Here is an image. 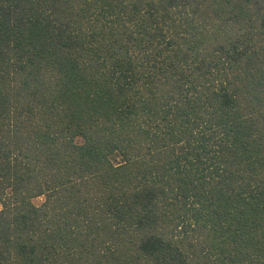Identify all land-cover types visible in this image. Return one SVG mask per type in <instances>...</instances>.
<instances>
[{
	"label": "trees",
	"instance_id": "obj_1",
	"mask_svg": "<svg viewBox=\"0 0 264 264\" xmlns=\"http://www.w3.org/2000/svg\"><path fill=\"white\" fill-rule=\"evenodd\" d=\"M0 264H264V0H0Z\"/></svg>",
	"mask_w": 264,
	"mask_h": 264
},
{
	"label": "rangeland",
	"instance_id": "obj_2",
	"mask_svg": "<svg viewBox=\"0 0 264 264\" xmlns=\"http://www.w3.org/2000/svg\"><path fill=\"white\" fill-rule=\"evenodd\" d=\"M43 201H44V198H38V199H35V200H34V203H35L36 205H41V204L43 203Z\"/></svg>",
	"mask_w": 264,
	"mask_h": 264
}]
</instances>
